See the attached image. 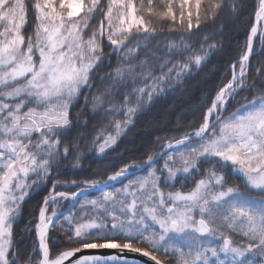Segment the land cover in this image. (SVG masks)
I'll use <instances>...</instances> for the list:
<instances>
[{
  "label": "trees",
  "instance_id": "16d2710c",
  "mask_svg": "<svg viewBox=\"0 0 264 264\" xmlns=\"http://www.w3.org/2000/svg\"><path fill=\"white\" fill-rule=\"evenodd\" d=\"M261 2L83 0L82 13L67 19V8L61 7L60 0H0V45L15 38L30 67L27 75L8 87L11 91L23 87L37 71L44 36L53 26L74 34L95 61L85 84L65 99L66 121L42 127L20 140V157L7 156L8 164L0 169L1 181L11 167L25 166L17 175L23 181V197L10 226L6 264L40 261L35 228L48 198L105 184L130 167L149 164L105 191L80 198L69 213L58 218L46 241L50 260L84 246L116 243L130 244L170 264L168 252L175 254L186 244L173 234L159 241L147 220L142 230L139 224L130 229V199L120 200L119 191L130 186L137 190L136 180L151 172L156 190L163 195L191 192L200 180L225 172L229 177L225 185L236 189L240 208L251 201L264 208V191L248 188L244 179L232 173L235 168L218 159L197 160L192 171L172 183L165 171L184 170V162H170V157L209 140L225 119L239 120L263 106L264 17L241 88L228 98L220 123L201 141L161 154L201 129L216 96L230 83L232 69L237 72L242 65ZM18 102L25 110L38 111L58 103H35L26 97ZM58 205L53 202L50 211ZM59 207L62 211L68 203ZM141 208L142 204L135 207L136 218L143 215Z\"/></svg>",
  "mask_w": 264,
  "mask_h": 264
},
{
  "label": "rangeland",
  "instance_id": "374dc122",
  "mask_svg": "<svg viewBox=\"0 0 264 264\" xmlns=\"http://www.w3.org/2000/svg\"><path fill=\"white\" fill-rule=\"evenodd\" d=\"M60 5L67 8V19H76L82 13L83 0H60ZM258 12H260V8ZM46 33L44 43L38 53L39 65L37 71L23 87L13 91L8 87L27 75L30 67L26 55L19 53L15 38L5 39L0 45V99H2L0 101V151L4 152V155L0 156V169L5 168L8 164L7 156L20 157L22 143L20 140L30 136L42 127L59 125L66 121L67 103L65 99L70 98L79 87L85 84L89 70L95 62L94 59H91L89 48L87 50L86 47L81 46L74 34L64 33L58 26H53ZM243 58L240 61L242 65H240L239 71L236 72L232 69L230 82L235 76L234 86L225 93V97L218 104L214 106L213 102L201 129L191 138L198 137L196 140L201 141L214 125L220 123L227 108L228 98H231L241 88L240 80L249 60L243 63ZM21 97H26L35 103H51L53 101H58V103L47 111L25 110L23 103H17V99ZM12 101L15 102L12 103ZM207 121L208 125L205 129ZM184 140L174 144L177 147L186 144L187 142L182 143ZM214 158L235 168L232 173L244 179L248 188L260 192L264 191V104L260 110L239 120L233 117L225 119L216 127L209 140L206 139L205 142L193 147L192 150L187 149L177 156L170 157V162H184L189 168L186 167L184 170L177 171L165 170L169 175V183H172L177 176H185L192 171L191 168L197 160ZM23 168H25L24 164L11 167L8 174L0 181V264H6V252L9 250L11 236L10 226L17 212V205L23 197L21 192L23 181L18 179L20 173L25 170ZM138 169L137 167L126 168L121 173L109 177L108 179H115L110 183V187L118 184L124 178L134 175ZM228 180L229 177L223 172L222 176H208L206 180H200L191 192L163 195L156 190L155 176L151 172L147 176L136 180L138 181L136 184L139 185L137 190L135 188L131 190L130 186L124 189L123 192L119 191L121 201L130 199L128 208L130 225L128 226L131 227L130 229H135V226L139 224V228L142 230L145 227L143 221L147 220L158 232L159 241L173 234L183 241L186 246L191 248L205 247L211 241V234L207 240L201 241L198 239L197 241L195 238L197 236V217L205 223L207 222L206 224L209 227L214 225L215 217L219 219L218 216H222L220 221L222 220L225 224L227 220L225 217L223 218V215H264V208L261 206L255 207L247 203L245 208H240V199L237 197L236 189L234 188V190L233 187L225 185ZM100 186L102 185L88 186L72 195L62 193L48 198L44 209L40 211L37 219L38 224L35 228L36 241L38 242L37 251L40 253L41 258L38 264L42 261L41 244L38 241L37 234L38 225L42 221L49 223L55 214L64 211H60L59 205L68 203L69 207L77 193L83 190L96 189ZM87 194L89 193H83L80 197L83 198ZM56 201L59 205L50 211V205ZM138 204H142V208H144L139 209L143 215H138L136 218L134 209L138 207ZM236 209L243 210V213L235 212ZM171 225H175L174 230L170 228ZM47 238L48 234L45 247L47 261L50 264L74 251L72 250L54 260H50L46 243ZM89 247L132 248L130 244L118 245L116 243H104L98 246L93 244L83 248ZM198 255L199 257L196 256L193 259L194 264L203 263L202 255L200 253ZM206 259L208 260V258Z\"/></svg>",
  "mask_w": 264,
  "mask_h": 264
},
{
  "label": "flooded vegetation",
  "instance_id": "af4514ba",
  "mask_svg": "<svg viewBox=\"0 0 264 264\" xmlns=\"http://www.w3.org/2000/svg\"><path fill=\"white\" fill-rule=\"evenodd\" d=\"M248 203L252 204L253 201ZM224 217L227 220L225 224L220 221L222 216H218L219 219L215 217L214 225L209 226V234L199 238L201 241L207 240L211 234L208 246H180L175 254L168 252L167 262L194 264L193 259L199 257L200 253L203 260L201 264H264V215H223ZM198 220L202 219H197L196 222Z\"/></svg>",
  "mask_w": 264,
  "mask_h": 264
},
{
  "label": "water",
  "instance_id": "95a60500",
  "mask_svg": "<svg viewBox=\"0 0 264 264\" xmlns=\"http://www.w3.org/2000/svg\"><path fill=\"white\" fill-rule=\"evenodd\" d=\"M263 17H264V12L262 13V20H263ZM250 55L248 59L250 58ZM196 139H198V137L186 139L182 143L189 142L191 140H196ZM176 147L177 145L175 144L171 145L166 150H164L161 154H165V152L167 153L171 149H174V148L176 149ZM148 165L149 164H145V166L139 168L136 171V173L140 172ZM111 179L112 178L108 179L105 182V184H102V186L96 189L83 190L77 193L73 199L72 204L66 210L64 209V211L55 214L53 218L49 221L47 234L50 231L49 229L52 228V226L55 224L58 218L68 213L75 206L76 201L81 198L80 196L83 193H97V192L105 191L107 188L110 187ZM170 228L174 230L175 225H171ZM196 228H197L198 237H205L210 232V228L203 220L197 221ZM46 264H50V263L47 262ZM53 264H162V263H160V261L154 258L153 256L147 253H144L142 251L132 249V248L89 247V248H81L78 250H74Z\"/></svg>",
  "mask_w": 264,
  "mask_h": 264
},
{
  "label": "bare ground",
  "instance_id": "6f19581e",
  "mask_svg": "<svg viewBox=\"0 0 264 264\" xmlns=\"http://www.w3.org/2000/svg\"><path fill=\"white\" fill-rule=\"evenodd\" d=\"M264 12V0H262V2L260 3V12H258V15L256 16V19H255V26L254 28L252 29L251 33H250V36H249V42H248V51L247 53H245L246 55L244 56L242 62H246L248 60V57L250 54H252V47H253V41L255 40L257 34H258V29H259V26L262 22V13ZM236 82V77L234 76L232 82H230L228 84V86L223 90L221 91V93L216 96L217 98L215 99L214 101V106L216 104H218V102H220L222 100L223 97H225V93L232 87L234 86L233 84H235ZM207 125H208V121L206 122V125H205V129L207 128ZM115 179H111V182H113ZM48 229V223H45V221L41 222L38 227H37V234H38V241L40 242L41 244V247H40V250H41V254H42V261H41V264H46L48 261H47V251H46V247H45V240H46V235H47V230Z\"/></svg>",
  "mask_w": 264,
  "mask_h": 264
}]
</instances>
